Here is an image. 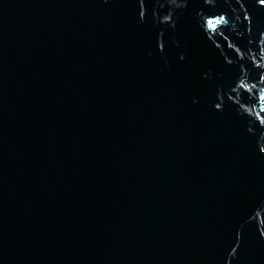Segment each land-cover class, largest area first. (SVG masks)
<instances>
[{
    "label": "water",
    "instance_id": "water-1",
    "mask_svg": "<svg viewBox=\"0 0 264 264\" xmlns=\"http://www.w3.org/2000/svg\"><path fill=\"white\" fill-rule=\"evenodd\" d=\"M0 264H264V4L0 0Z\"/></svg>",
    "mask_w": 264,
    "mask_h": 264
},
{
    "label": "snow or ice",
    "instance_id": "snow-or-ice-1",
    "mask_svg": "<svg viewBox=\"0 0 264 264\" xmlns=\"http://www.w3.org/2000/svg\"><path fill=\"white\" fill-rule=\"evenodd\" d=\"M259 2H260L261 4H264V0H259Z\"/></svg>",
    "mask_w": 264,
    "mask_h": 264
}]
</instances>
